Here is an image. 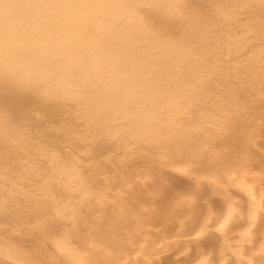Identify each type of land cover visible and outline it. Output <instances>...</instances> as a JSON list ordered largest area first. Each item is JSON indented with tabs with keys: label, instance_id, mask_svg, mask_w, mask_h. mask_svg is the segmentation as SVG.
<instances>
[{
	"label": "bare ground",
	"instance_id": "bare-ground-1",
	"mask_svg": "<svg viewBox=\"0 0 264 264\" xmlns=\"http://www.w3.org/2000/svg\"><path fill=\"white\" fill-rule=\"evenodd\" d=\"M0 264H264V0H0Z\"/></svg>",
	"mask_w": 264,
	"mask_h": 264
}]
</instances>
